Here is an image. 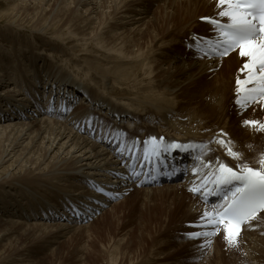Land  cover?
Listing matches in <instances>:
<instances>
[{"label":"bare ground","instance_id":"obj_1","mask_svg":"<svg viewBox=\"0 0 264 264\" xmlns=\"http://www.w3.org/2000/svg\"><path fill=\"white\" fill-rule=\"evenodd\" d=\"M9 1L11 3V7H9L13 8V11L25 13L24 15L32 17V20L39 22L40 16H38L39 13H37L39 11L36 12V10L40 8L43 9L44 12L47 11L44 8L45 5L50 6L53 0ZM66 2H68V0H58L60 6L68 4ZM148 2L149 0H74L69 8L65 10V12L68 11L71 16H78L83 9L85 11H83L85 16L82 15L84 18L81 17V21L77 22L76 20L77 23L73 19H79L80 16L70 19L69 23L66 24L71 25L69 29L71 32L66 29L69 31L66 35L63 32L65 31L64 29L63 31L62 29H57V37L72 44L74 42L79 43L80 41H85L86 44L90 43L91 45L97 44L101 46L103 50H106V52L108 51L109 54L107 53L106 59H108L107 61L111 66L101 68L95 64H90L89 69H92L93 72L95 71V75L99 74L98 77L100 75L103 77H100L99 81L100 79L106 81L109 87L105 86L104 88L107 87L106 89H109L106 94L109 93L110 98L101 95V93L99 94L95 89L81 87L82 85L76 78H72L70 72H65L66 70L63 68L60 70L59 68L61 67L55 65L51 66L52 63L48 60V62L46 61L47 64L45 62L42 65V70L37 71L39 74L47 70V75L42 76L39 74V76L35 73V82L30 84L29 81H26L30 85H27L28 83L25 85L31 88L33 86L35 88H32L34 92L41 90L44 94L47 91L51 93L53 90H56L58 93L63 91L67 93V99L70 95L69 104L76 107L71 118L64 121L53 118L49 119L46 117V110L42 113L44 110L42 105H32L30 98L32 94L28 92L29 90L26 91L28 95H26L25 99L21 96L20 90L6 87V85H12L9 76L0 75V97L7 98L8 101H10L9 103L7 102L8 106L0 108V120L2 116L7 118V122L8 120L12 122L19 120V122L15 124L11 122L9 126L2 125L4 128H1L0 125V135H5L7 137L6 139L13 138L9 140L11 143L8 148L3 151L0 161L1 170L8 165L7 163H11L10 166L8 165L9 168L7 166V169L10 171H5V169L3 174L0 170V210L3 212L0 216V224L6 226V228H0V255H3L6 251V248H3L5 246H2V242H6L7 239L11 238L13 229L16 226L30 229L33 227L35 233L39 231L40 233L37 235L44 238L43 246L46 247L56 245L60 237H64L74 231V226L67 223L52 224L49 226L43 225L45 223H41V225L20 224L21 222L19 223L12 218V216L17 217L19 215H24L26 219H33H31L30 214L26 212L25 208L22 207L21 202L16 198L17 196L11 193V191H21L18 192V195L26 197L36 196L35 192L44 193V191H48L50 194L57 192H70L71 194L83 193L80 190L82 182L86 177L119 187V192L123 194L131 193L136 189L134 186L126 183L123 177L112 178L113 172H121L118 159L111 155L106 148L96 143L92 138L76 131L75 127L77 123L74 122L75 119L84 120L95 115L93 118L102 124L110 125L113 123L115 126L121 124L127 125L132 137H144L145 135L156 134L159 136L165 135L169 140H181L184 142H206L213 138H217L218 140H230L232 142V149L240 153V157L238 159L234 158L232 163L236 166H248L249 163L255 165L260 164L259 161L262 156H260L261 154L258 151L257 155L253 154L254 157L250 155V153H252L251 149L256 151L255 149L259 146V141L256 138L257 130L252 127L243 126V122L245 120L259 121V115L264 113V106H262L264 105V101H261L254 107L248 106L246 110L242 109L236 103V80L238 76L241 79L244 78L245 73L242 76L239 70L247 58H242L239 55V51L230 55L225 60L201 58L195 53H185L184 49L183 51L179 50L172 58L168 55L169 49H176L179 47V43L176 41L178 37H185L189 40L194 33L207 36L213 35L211 25L209 26L206 22L201 23V18L212 17L219 19L217 14L221 9L217 6V0H163L161 2V5L163 4V12H161V14L154 11ZM109 3L113 4L112 7L110 6L111 8L107 6ZM107 7L111 10H109V13L107 12L108 10L106 11V13L110 15V19L107 18L108 22L105 26L102 27L101 24V28L99 25L100 29H98V26L95 28V23L98 25L97 21L99 19L97 18L104 14V8ZM9 11H11V9ZM63 25L62 27L64 28ZM51 27L54 26L52 25ZM200 27L203 29L198 30ZM54 34H56V30ZM59 44H61V42ZM65 45L64 47L61 46L62 48L58 45L59 48H57V50L55 48V50L63 55ZM77 50L79 51L78 45H74V51ZM111 53L113 55H110ZM72 54H74L73 51ZM40 59L44 60V57H40ZM82 60L80 61V59H78L80 62H82ZM84 61L85 64H88L86 60ZM31 63H33L32 58ZM1 64L3 65V63ZM75 66L77 65L75 64L74 67ZM10 70L12 71V69ZM140 73H143V76L138 78ZM25 75L27 76V74ZM93 78L96 79L97 77ZM118 80L121 86L126 84L125 82L131 81L133 90L130 92L133 94L127 92L129 89L126 87H124L128 89L126 92H123V90L120 92L119 89H116L114 84H116ZM145 80H147L148 83H145ZM68 83L72 86L68 85ZM99 84L101 83L99 82ZM138 88L142 91L136 94ZM10 89L14 90L11 91ZM14 91L15 93L18 91V94L15 95L14 93H10ZM83 93L86 94L83 95ZM128 94L136 97L131 99L128 97L130 96ZM77 98L80 99L79 102L81 103H84V100L89 98L88 104L78 106V104L74 103L77 101ZM168 100H175L177 102L170 103ZM17 101H20L19 103H21L22 106L19 108L17 106L11 107V105L17 103ZM124 103H128L130 107L139 105L138 107L141 108V111L135 112L137 111L136 109L135 111H131L133 109L130 110L129 107L123 105ZM36 107L39 109V112ZM147 109H155L156 112L155 110L150 111L153 112V114L147 113L146 115L144 110L147 111ZM230 112H233V117H230ZM39 113H41V115H39ZM154 113H157V115L159 114L158 119L156 116H153ZM112 114H116L117 118L111 116ZM24 116H26V118ZM33 117H36L39 121L27 122V120ZM6 118H3L4 122H6ZM46 118L54 121H47L45 120ZM219 125H222V127ZM221 133L225 135L221 136ZM245 135L248 137V142L245 143V147H242V145L240 149L237 141L239 139H244ZM249 135L251 136L249 137ZM232 137L235 138L234 140H237V144ZM15 140L17 141L15 142ZM213 147L214 154L217 158L226 157V147L220 143H215ZM214 154L210 155L208 158L215 159L216 157ZM262 154L264 156V153ZM250 157L255 159L250 161ZM5 164L7 165L4 166ZM190 187L191 185L188 184H177L173 186L165 185V187L159 189H143L146 193H173V196H171L168 201L166 200L169 207V209L167 208L169 210L167 213L168 216L166 218L164 217V221L162 219L157 220L155 226L146 224L141 226L137 232L133 231L134 233L130 235L129 241L121 246V262L117 260L119 259V255L116 259L110 258L111 261L108 264H164L170 254L166 252L167 249L165 250L162 248L163 246L168 248V244L166 241L164 242L163 239V241H159V235L167 232L169 228L171 231L179 230L181 243H183L180 244V246H196L194 249L197 251H194V253H196V258L202 259L205 257L210 250L208 245H211L212 241L201 238L195 242V240L187 236L190 232L196 230L192 228L191 225L198 222L199 217L207 208L190 192ZM31 192L35 195L31 194ZM84 193L86 194H84V200L93 202L94 198L91 192L87 190ZM68 196L63 197V201L65 202L64 205H67L69 202ZM36 198L39 201L42 199L41 197ZM164 204L161 205L164 206ZM29 208V211L33 213L37 207L29 203ZM45 211L47 212L48 210L45 209ZM65 211L68 210L63 208L60 209L58 213H54L61 215ZM261 216H264V214ZM52 217V214L49 215L46 221H50ZM53 221L57 222L59 219L56 217ZM260 222L261 223H257V221H255L252 226L257 228L256 231L250 232L244 229L241 233L242 239L240 240V245L244 255L248 256L249 264H264V217ZM168 223L171 224L170 226L174 227L168 226ZM197 231H201V229H197ZM158 233L159 235H157ZM156 236L158 237L156 238ZM223 240L225 239H220V237L213 239L214 246L209 256H206L207 260L204 264H232L241 258V253L238 254L239 249H237V247H229ZM185 241L189 243L187 244ZM149 243L150 247L147 248V244ZM203 244L207 246L204 247L205 245L202 246ZM223 247H228V251L224 252L222 250ZM118 248L119 247H117V249ZM115 254H117V252ZM221 255L223 256L219 259L218 257ZM9 256L10 255H7L3 257V259H5L4 261L9 259L10 262H7L12 264L11 260L13 259H10ZM104 256L105 255H103V257ZM194 257L191 256V259ZM229 257L230 263L222 262V258L227 259ZM16 261L21 262L26 260L24 258H17Z\"/></svg>","mask_w":264,"mask_h":264},{"label":"rangeland","instance_id":"obj_2","mask_svg":"<svg viewBox=\"0 0 264 264\" xmlns=\"http://www.w3.org/2000/svg\"><path fill=\"white\" fill-rule=\"evenodd\" d=\"M72 1L74 2V0H68V2H66L68 4L60 6L58 3V0H53L50 3V6L45 5L44 8L47 10L45 12L43 9L38 8L39 10H36V12L39 11L37 13H39L38 16H40L39 19L41 21L39 20V22H37L35 20H32V17H28L27 15H24L25 13L20 12V13H22V14H20L18 12L13 11L12 10L13 8H10L11 3L9 0H0V75L9 76V78L11 79L12 85L11 86L6 85V87L15 88L17 90H20L21 96H23L25 99H26V95H28V93L26 91L29 90L28 92L33 94V92H34L33 89H35L32 85L31 86L33 89L31 87H27L25 84H27L28 82H26V81H29L30 84H33V82H35V80H36L34 75L38 74V72H37L38 70L39 71L42 70L41 69L42 65L47 60L49 62L51 61V63H52L51 66L55 65L57 67H61V68H59L60 70H62V68H63L66 70L65 72H67V73L70 72L71 73L70 75L72 76V78H74V79L76 78V80H78V82L82 85L81 87H88L89 89H95L96 91L99 92V94L101 93V95H104L105 97L108 96L110 98L109 93L106 94V92H108L109 89L107 90L106 89L107 87L104 88L105 86H108V84H106V81L104 79H103L104 81L102 79H100V81H99V78L101 77V75L98 77L99 74L95 75V73H94L95 71L93 72L92 69H89L90 64H95L97 66H100L101 68H105V67L107 68V66L108 67L111 66V64L108 63V61H107L108 59H106L107 58L106 55L109 54L108 51L106 52V50H103V48L97 44H95V45L94 44L91 45L90 43L86 44L85 41H80L79 43L74 42L72 44V43H68V42L60 39L59 37H57L58 36L57 35L58 30L62 29V31H63V29H64L65 31H63V32L66 35L70 31L69 29L71 28V25L66 24V23H69L70 19H73L75 17L80 16L79 19L78 18L73 19L75 22H76V20L78 22V21H81L82 15L85 16V13H84L85 11L83 9H82L81 13L78 14V16H71V14L68 11L65 12V10L68 9L69 6L73 3ZM162 1L163 0H151V1L149 0L148 3L151 5V7L153 8L154 11L159 12L158 14H161V12H163L162 11L163 10L162 9L163 4L161 5ZM57 5H59V6H57ZM65 6H68V7H65ZM107 6L112 7L113 4L109 3V5L107 4ZM159 6H161V7H159ZM110 8L109 9H108V7L104 8L105 9L104 14L101 16L102 18L101 17L97 18L99 20L97 21L98 25H97V23H95L96 24V25H94L95 28H97V26H98V29H100L101 24H102V27L105 26V24L108 22V19H110V15L108 14L111 11ZM10 9H11V11H9ZM106 11L108 13H106ZM43 16L45 19L43 18ZM84 16L82 18H84ZM48 24L50 27L48 26ZM54 24L55 25L57 24V25L55 26ZM52 25L54 27H51ZM58 25H59V27H58ZM60 25H61V27H60ZM62 25L64 26V28L62 27ZM99 25H100V28H99ZM53 29H54V31H53ZM66 29H68L69 31ZM202 29H203L202 27L198 28V30H202ZM55 30H56V34H54ZM62 31H59V32H62ZM53 39H54V41H53ZM179 40H180V42H179ZM185 40H186L185 37H178L176 39V41H178V43H179V47L176 49L175 48L169 49L168 55L170 58H172L173 55H176L179 52V50L183 51V49H184V51L186 53V49L184 47V41ZM60 42H61V44H59ZM62 42H63V44H62ZM58 45L60 46V48L64 47V45H65L64 54L62 53L63 55H61L59 52L56 51L57 48H59ZM74 45H78L79 51L78 50L74 51ZM55 48H56V50H55ZM67 51H68V53H67ZM72 51L74 54H72ZM3 53H4V55H3ZM73 55H75L76 57L77 56H79V57L76 58ZM110 55H113V54L111 53ZM117 55H119V54H117ZM38 56H39V58H38ZM40 57H44V60L45 59L46 60L44 61L43 59H40ZM31 58H32L33 63H31ZM69 58H71V59H69ZM7 59H8V61H7ZM78 59H80V61L82 59L83 60H82V62H80V61H78ZM72 60L75 62H73ZM84 60H86L88 62V64H85ZM94 61L96 63L97 62L98 63L96 64ZM47 62H46V64H47ZM1 63H3V65ZM13 63H14V66H13ZM29 63H31V64H29ZM74 63L77 66L74 67V65H75ZM30 65L31 66L33 65L34 67L33 66L31 67ZM20 67H21L22 71H21ZM25 67H27V68H25ZM10 69H12V71ZM47 72H48L47 70H44L43 73H39V74L44 76V75H47ZM25 74H27V76ZM39 76H38V78H39ZM142 76H143V73H140L138 78H141ZM93 77H95V78L97 77V78L94 79ZM101 78H103V77H101ZM26 79H28V80H26ZM38 82H39V79H38ZM99 82L101 84H99ZM118 82L120 83V81L118 80L116 82V84H114V87L116 89H119L120 92H121V90H123V92L124 91L126 92L129 89L127 92L132 93V92H130L133 90V84H131V81L125 82L126 84H123L122 86H121V84L119 85ZM146 82H147V80H145V83ZM29 83L27 85H30ZM82 83L83 84L85 83V84L83 85ZM68 85L72 86L70 83H68ZM24 87L26 90L24 89ZM124 87H126L128 89H126ZM10 90L13 91L14 89H10ZM141 91L142 90L138 88V90L136 91V94L138 92L141 93ZM61 92H63V91H61ZM10 93H14L15 95H17L18 91L16 93H15V91L10 92ZM49 93H50V91H47L44 94L48 95ZM128 95H130L128 97H130L131 99L136 97V96L134 97V95H131V94H128ZM111 98H113V97H111ZM7 102L8 103L10 102V101H8L7 98H1L0 97V108H4V107L8 106ZM19 102L20 101H17V103H14L13 105H11V107H14V106H17L18 108L21 107L22 105ZM168 102L174 103L177 101L168 100ZM123 105H125L126 107H129L130 110L133 109L131 111H135V109L137 110L135 112L141 111V108L138 107L139 105H136L134 107H130L128 105V103H124ZM147 105L150 106L149 104H147ZM231 109H232V107H231ZM154 110L155 109H147L148 112L146 110H144V111L147 115V113L153 114V112H150V111H154ZM155 112H156V110H155ZM153 116L154 117L156 116L158 119L159 114L157 115V113H154ZM263 116H264V113H262V115H259V117H262V118H263ZM230 117H233V112H230ZM45 120L54 121V120H49L47 118ZM35 121H39V120L36 117H33L32 119L27 120V122H35ZM11 122L12 121L7 122V120H6V122L0 123L1 128H4V126H9V124ZM13 122L12 123L15 124L16 122H19V120H15ZM2 125H4V126H2ZM219 126L222 127V125H219ZM236 131H238V130H236ZM2 134H4V133H2ZM250 136L251 135H249V137ZM245 137H244L245 140L244 139H242V140L239 139L240 141L236 140L239 143L238 145H240V146L243 145L242 147H245L244 146V145H246L245 143L248 142L247 135H245ZM6 138L7 137L5 135L4 136L0 135V161H1V158L3 155V151L5 149H7L9 144L11 143L9 140L13 139V138H11V139H6ZM256 138L259 141V143H258L259 146H257V148L255 149L256 151L251 149L252 153H250V155H253V154L257 155L258 154L257 150L260 149L259 148L260 143H261V148L264 145V136L260 135V132H258L256 134ZM232 139L234 140L235 138L232 137ZM16 141L17 140H15V142ZM234 142H235V140H234ZM254 155H253V157H254ZM253 157H250L249 160L250 161L254 160L255 158L253 159ZM7 164L10 166L11 163L10 164L7 163ZM7 164H5L4 166H6ZM7 166L2 168V170L1 169L0 170L2 172L5 169H6L5 171H10L9 169H7ZM9 166H8V168H9ZM4 172H3V174H4ZM80 191L83 193H74V194L72 193L71 194L70 192H59V193L57 192V193H51L50 194L48 191H44V193L43 192H35L36 196H29V197L18 195V192H21V191H18V192L11 191V193H13V194H15V196H17L16 198L21 202V205L23 208H25L26 212H28V214H30L31 219L36 220V221L26 219L24 217V215H19L17 217H13L11 214L10 215L12 216V218L17 220L19 223L21 222L20 224H26L27 223L26 225H41V223H45V224H43L45 226H49L52 224L53 225L54 224H62V223L64 224V222H62V221H57V222H45V221L48 219V216L51 215L52 213H54V212L58 213L60 209L66 208V207H64V204H65V202L63 201L64 196L69 195L68 200L73 201V202H81L82 200H84L85 199L84 197L86 195L84 192L87 190L85 188H83V186L81 185ZM31 194L35 195L33 192H31ZM55 196H57V197H55ZM171 196H173V193H170V194L169 193H158V192L146 193L145 191H143V189L136 188V189H134V191L129 193L127 196H125L122 200H120L119 202H117L113 205H110L108 208H106L94 222H92L88 225H85V226H74L73 225L74 231H72L71 233H69L68 235H66L64 237H60L57 244L54 246H50V247L43 246L44 245V238H42L41 236H38L37 234L40 232L38 231V233H35V231H33V227H32V229H30V228H21V226H16L13 229V234H12L11 238L7 239L6 242L5 241L2 242V246H5L3 248H6V251L3 255H0V263L1 264H9L8 263V262H10L9 259H7L6 261H4L5 259H3V257H6L7 255H10L9 258L13 259V260H11L12 264H78V263L79 264H84V263L85 264H103L105 262H106L105 264H108L111 261L110 258L116 259V258H118L117 256H119V255H120L119 259H117V260H119V262H121V258H120L121 257V246H123L127 241H129L130 235L132 233L137 232L141 226H144L146 224L155 226L157 220L162 219L164 221V219L168 216L167 213L169 211L168 210L169 207L166 203V200L168 201L171 198ZM36 197H39V198L41 197L42 199L39 201ZM29 203H30V205H34L37 207L36 210L33 211V213L29 211V209H30ZM161 204H164V206H162ZM27 208H28V210H27ZM45 209H47L48 211L46 212ZM2 214H3V212L1 211L0 216ZM170 225L171 224L168 223V226H170ZM170 227H172V226H170ZM0 228H6V226L4 224H0ZM157 235H159V233ZM164 235H166V236H164ZM178 235H179V230L171 231L170 228L167 232H164V234L159 235V241L164 240V242L166 241V243L168 244V248L164 247V246L162 248L165 250L167 249L166 252H168V254H170V256L168 257V259L166 260V262L164 264H175V263L176 264H198V263L204 264V262L207 260L206 256H209L210 251L212 250L214 244L213 245L211 244L212 246L208 245L210 250H209V252H207L205 257H203L202 259H197L196 253H194V251L197 252L196 250H194L196 248V246H194V247H192L191 245L190 246L189 245H181L180 246V244H183V243H181V237H180V235L179 236ZM157 237L158 236H156V238ZM221 237L222 238H220V239H224L223 236H221ZM241 239L242 238L240 237V240ZM223 241H225V240H223ZM185 242L187 244L189 243L188 241H185ZM195 242H197V241H195ZM225 242H223V243H225ZM204 245L205 244H203L202 246H204ZM206 246L207 245H205L204 247H206ZM117 247H119L118 248L119 253H118ZM148 247H150V243L147 244V248ZM169 247H172V248H169ZM237 249H239L238 254L241 253V258H239L236 262H234L232 264H249L248 256L244 255V252L242 250L240 243H239V246L237 247ZM134 250H135V248H134ZM222 250L224 252L228 251V247H223ZM112 251H114V252H112ZM192 251H193V253H192ZM116 252H117V254H115ZM12 253H13V255H12ZM112 253H114V254H112ZM20 254H22V255H20ZM194 254H195V257H194ZM238 254H236V255H238ZM103 255H105L104 256L105 259H104ZM20 256H22V257H20ZM114 256H116V257H114ZM191 256H193L194 258L191 259ZM222 256L223 255H221L218 258L220 259ZM17 258H19V259L24 258L27 262L26 261H21V262L16 261ZM229 261H230V257L227 259L222 258L223 263H227Z\"/></svg>","mask_w":264,"mask_h":264},{"label":"snow or ice","instance_id":"obj_3","mask_svg":"<svg viewBox=\"0 0 264 264\" xmlns=\"http://www.w3.org/2000/svg\"><path fill=\"white\" fill-rule=\"evenodd\" d=\"M217 6L221 9L217 14L219 19H201L218 31V39H195L194 45L199 46L201 58H222L234 50H239V55L247 58L239 70L242 76L244 73L247 75L243 79L238 76L236 80V103L246 110L248 106L264 101V0H217ZM243 126L264 131V123L258 120H245ZM162 141V137H152V153L156 160L153 162L151 158L146 157L139 167H159L170 151L185 148V145L175 142L163 145ZM216 142L225 146L233 158L240 157V153L233 151L230 140L219 139ZM203 163L205 167L212 168L211 160ZM259 163V168L247 165L234 168L217 162L216 169L210 173L213 187L208 188L209 180L206 175L204 180L200 181L203 187L190 189L201 197L210 195L217 188L221 190L216 193L220 197L219 202L212 204L211 209L206 208L198 222L193 225L198 229L210 231L191 232L188 234L190 238L207 240L210 236L218 235L223 228L227 245L239 246L244 226L251 225L252 221L264 213V158H261ZM195 174L194 172L193 175ZM205 203L208 201L205 200Z\"/></svg>","mask_w":264,"mask_h":264}]
</instances>
